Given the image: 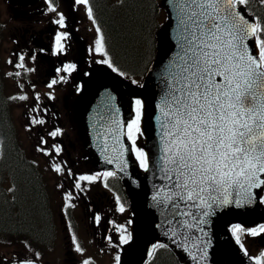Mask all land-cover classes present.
<instances>
[{
    "label": "snow or ice",
    "instance_id": "1",
    "mask_svg": "<svg viewBox=\"0 0 264 264\" xmlns=\"http://www.w3.org/2000/svg\"><path fill=\"white\" fill-rule=\"evenodd\" d=\"M45 2L47 10L59 16L53 23L64 28L63 14L57 12L52 0ZM167 2L175 14V53L162 74L163 88L157 105L160 115L156 117L160 153L156 167L166 181L164 187L168 193L163 198L158 193L152 199L157 205L164 203L173 218L191 215L198 223H203L202 216H209L210 212L202 211L201 216L188 209L207 207L215 211L217 204L239 207L251 204L264 192V22L250 21L243 15L238 6L247 5L248 0ZM260 2L264 4V0ZM73 3L85 7L92 19L89 0H73ZM96 32L95 51L106 57L100 29ZM65 35L57 33L58 46L54 54L62 51L59 45ZM24 60L25 56L19 55L15 66L23 67ZM96 63L107 64L116 71L107 58ZM75 67L67 64L57 72L74 71ZM56 83L54 79L47 87ZM10 99L25 101L28 97L20 95ZM135 104L136 120L128 125V139L139 166L148 171L150 158L136 148L132 138V127L139 128L143 108L141 100H135ZM57 131L50 135L55 137ZM38 151L43 149L38 148ZM59 151L57 148L56 152ZM53 170L60 173L61 167L57 164ZM67 174L74 176L71 172ZM111 175L112 172L104 173L105 177ZM78 179L91 183L96 177L80 175ZM75 187L82 186L76 184ZM250 189L259 191L254 194ZM69 199L71 195H66L65 200ZM260 202L264 203V198ZM99 219L97 216L96 220ZM260 227L264 231V225ZM240 230V226L235 225L233 235ZM121 241L126 242L123 237ZM236 242L239 243L238 238ZM25 243L31 247L27 241ZM76 251L81 249L77 246ZM17 264H35V259H20ZM83 264L89 261L84 260Z\"/></svg>",
    "mask_w": 264,
    "mask_h": 264
},
{
    "label": "flooded vegetation",
    "instance_id": "2",
    "mask_svg": "<svg viewBox=\"0 0 264 264\" xmlns=\"http://www.w3.org/2000/svg\"><path fill=\"white\" fill-rule=\"evenodd\" d=\"M0 9V155L3 154L4 137L8 136L23 159L36 164L38 175L45 194L48 196L47 184L39 170V157L46 161L50 170L51 185L60 196L57 220L59 219V238L61 239L60 256L48 264H116V257L125 241L124 220L117 216L119 206L125 208V199L119 182L111 176H104L102 169H97L89 160L78 138L77 126L73 117L72 102L78 86V75L85 76L97 60L103 59L95 51L97 34L87 9L73 5L74 21L68 10L54 6L64 16L65 27L53 23L59 19L56 13L47 10L48 4L40 0L26 8L11 6L2 0ZM64 33L61 40L62 51L54 54L57 48V33ZM24 55L23 67H16L18 56ZM13 61V63H9ZM67 64H74V71L57 72ZM107 65V64H105ZM33 69V71H29ZM11 73V75H9ZM16 73H20L19 76ZM56 80L51 88L47 85ZM20 95L28 99H10ZM124 106L131 110L124 130L128 139V125L136 120L137 106L135 99L124 101ZM36 109L33 111V109ZM42 120L43 123H36ZM58 130V131H57ZM57 131L52 137L51 132ZM140 137L139 128L132 127V138ZM23 138L34 143V148L22 147ZM129 140V139H128ZM43 141V142H42ZM38 148L43 151H38ZM59 148V153L56 149ZM45 152L49 153L45 155ZM28 153V155H27ZM30 153L34 156L30 158ZM25 159V160H26ZM38 161V162H37ZM59 164L61 172L53 169ZM91 176L103 173L97 182L80 181V175ZM73 173L68 175L67 173ZM76 184L82 187L77 189ZM66 195L71 199L65 200ZM49 199V197H48ZM50 207V204H49ZM51 211V209H50ZM100 219L97 221L96 217ZM55 218L49 213V230L44 234H30L27 230L3 235L11 241L0 254V264H17L20 259H35V264H45L42 252L48 250L56 237ZM84 225L87 229H78ZM255 230L256 234H253ZM58 236V235H57ZM75 237V242H73ZM239 246L247 256L264 264V231L256 229L237 231ZM31 244L29 248L25 243ZM92 249L96 258L88 255L87 247ZM77 246L81 251H76ZM39 253V257H36ZM107 255V259L105 257ZM104 259V261L102 260ZM98 260V261H97Z\"/></svg>",
    "mask_w": 264,
    "mask_h": 264
},
{
    "label": "water",
    "instance_id": "3",
    "mask_svg": "<svg viewBox=\"0 0 264 264\" xmlns=\"http://www.w3.org/2000/svg\"><path fill=\"white\" fill-rule=\"evenodd\" d=\"M10 1L13 5L27 6L37 0ZM161 3L167 12V22L157 34L156 56L141 85H129L105 66L97 65L86 78H80L73 103L79 137L90 158L97 167L110 168L121 177L131 202L133 242L124 248L120 264H143L156 241L170 246L184 264H252L232 241L228 227L230 223L243 227L264 223L261 192L251 204L244 203L239 207L217 204L215 211L207 207L188 209L201 216L202 211L210 212L209 216H202L203 223H198L191 215L173 218L164 203L157 205L152 199L158 193L162 198L168 193L164 187L166 181L156 167L160 155L156 117L160 115L157 105L163 88L162 74L175 53V14L167 0ZM242 13L252 21L243 9ZM128 97H137L143 104L139 122L145 155L150 158L149 170L143 174L131 161L124 138L123 112L126 110L121 101ZM250 191L255 194L259 190ZM194 256L197 259L194 260Z\"/></svg>",
    "mask_w": 264,
    "mask_h": 264
},
{
    "label": "trees",
    "instance_id": "4",
    "mask_svg": "<svg viewBox=\"0 0 264 264\" xmlns=\"http://www.w3.org/2000/svg\"><path fill=\"white\" fill-rule=\"evenodd\" d=\"M89 6L110 63L122 74L142 77L154 58L156 33L162 25L158 0H89ZM243 6L256 22H264V4L248 0ZM49 226L47 197L36 169L6 136L0 156V235L45 231L46 238ZM147 264L179 263L168 249L158 246Z\"/></svg>",
    "mask_w": 264,
    "mask_h": 264
},
{
    "label": "rangeland",
    "instance_id": "5",
    "mask_svg": "<svg viewBox=\"0 0 264 264\" xmlns=\"http://www.w3.org/2000/svg\"><path fill=\"white\" fill-rule=\"evenodd\" d=\"M0 9H3V4H2V0H0ZM163 18H164V14H163ZM135 141H136V148L138 149H141L142 150V142H141V138L140 137H136V138H133ZM130 144H131V141H130ZM22 147L26 150H30L32 148H34V143L32 142H28L26 141L25 138H23V142H22ZM131 147H132V144H131ZM132 151H133V155H136L135 153V149H133L132 147ZM28 155V153H27ZM37 156V155H36ZM34 156L32 153H30V158H33V157H36ZM39 159L41 160H38L39 161V170L41 171V173L43 174V178H44V181L46 182V186H47V190H48V197H49V204H50V209L52 211V215L54 216L55 218V225H56V237L52 243V245L49 247V249L47 250H44L42 252L43 256H44V261H45V264H48L47 261L52 259L54 262L58 259V257L60 256V249H61V239L59 238V219L57 220V214H58V206L60 205V201H59V198L60 196L58 195V193L55 191V186L54 184L51 185V180H50V176L47 174V172L45 171H48L50 172V170L46 167V161L44 158L42 157H39ZM37 161V162H38ZM86 175H91L90 174V171L86 173ZM103 175V173H99V174H94L93 176L96 177V182L97 180ZM50 178H49V177ZM55 189V190H54ZM61 199V198H60ZM119 219H121V217L119 216L118 217ZM78 229L80 230H86L87 228L84 226V225H79L78 226ZM58 235V236H57ZM11 241H8V240H3L2 238V242L0 243V248H3V247H6L9 245ZM84 246L87 247V253L88 255H91L92 257H95L96 258V254L94 253V251L92 249H89V245L87 244H84ZM6 249H1L0 250V254H3V252L5 251ZM106 259H107V255H105ZM97 259V258H96ZM104 261V259H102ZM98 261V260H97ZM96 264H100V261H98ZM105 264V262L103 263Z\"/></svg>",
    "mask_w": 264,
    "mask_h": 264
}]
</instances>
